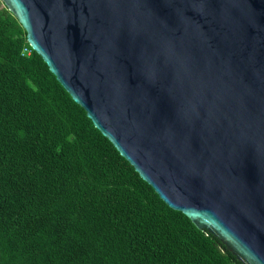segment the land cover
Here are the masks:
<instances>
[{
	"label": "water",
	"instance_id": "95a60500",
	"mask_svg": "<svg viewBox=\"0 0 264 264\" xmlns=\"http://www.w3.org/2000/svg\"><path fill=\"white\" fill-rule=\"evenodd\" d=\"M172 210L264 264V0H1Z\"/></svg>",
	"mask_w": 264,
	"mask_h": 264
},
{
	"label": "trees",
	"instance_id": "16d2710c",
	"mask_svg": "<svg viewBox=\"0 0 264 264\" xmlns=\"http://www.w3.org/2000/svg\"><path fill=\"white\" fill-rule=\"evenodd\" d=\"M0 264H243L161 200L1 0Z\"/></svg>",
	"mask_w": 264,
	"mask_h": 264
}]
</instances>
